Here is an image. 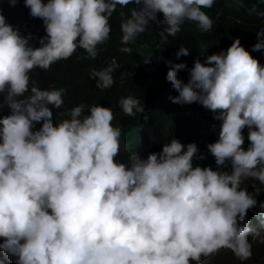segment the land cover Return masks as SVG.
Returning a JSON list of instances; mask_svg holds the SVG:
<instances>
[{"label": "clouds", "instance_id": "clouds-1", "mask_svg": "<svg viewBox=\"0 0 264 264\" xmlns=\"http://www.w3.org/2000/svg\"><path fill=\"white\" fill-rule=\"evenodd\" d=\"M213 1L0 0V250L6 257L15 264H201L220 248L245 261L254 253L250 236L264 243L247 219V212L264 210L263 4L252 7L250 31L203 54L202 62L191 59L186 82L175 74L182 61H163L177 92L169 99L211 112L200 126L206 136L180 142L163 132L139 137L135 150L126 132L138 127L133 115L144 113L138 98H120V108L99 98L80 102L82 87L114 82L119 65L115 57L106 63L111 53L104 51L112 41L116 47L110 21L118 6L126 7L119 28L127 45L154 26L161 40L195 22L210 30L214 20L205 9ZM18 11L32 16L26 26L16 20ZM11 16L14 23L6 20ZM185 51L176 45L171 56ZM73 60L95 66L65 87L35 81Z\"/></svg>", "mask_w": 264, "mask_h": 264}, {"label": "trees", "instance_id": "trees-1", "mask_svg": "<svg viewBox=\"0 0 264 264\" xmlns=\"http://www.w3.org/2000/svg\"><path fill=\"white\" fill-rule=\"evenodd\" d=\"M264 5V0H214L211 8L205 9L213 18V27L208 31H200L196 26L191 28L180 26L179 31L174 36L166 35L164 40L158 36L159 27L147 29L142 35H137L135 40L127 45L121 44V32L119 28L120 13L117 12L113 17L111 36L114 41L105 50L111 53L105 58L107 63L110 58L115 57L118 68L113 72V84L104 89L90 90L85 87L81 88L84 95L80 102L91 103L94 99L106 100L112 106H119V100L122 97L131 95L138 98L144 113H136L132 121H138V127L129 130L126 140L135 150H138L136 141L139 137L150 138L152 135L161 136L166 132L168 137H175L180 142L183 140H193L206 136V133L200 127L202 122L209 121L211 112L202 110V105L197 102L189 104L173 103L170 96L177 95L176 90L172 87L171 82L166 80L165 73L168 65L164 64V60L182 61L184 68L176 70L178 79L187 80L186 68L190 65V61L195 57L202 62V55L214 52L220 48H224L230 39L237 35H244L245 32L253 28V20L255 19V11H252L253 5L259 11ZM3 9L8 8V4H2ZM126 17L129 12H125ZM239 20V21H237ZM163 27V25H161ZM176 45L186 48L185 54L172 57L171 53ZM122 47H130L131 52H122ZM103 52V53H104ZM91 66L95 64L83 60H73L63 62L59 66L42 71L41 74L34 76L35 81L40 87H65L71 82V76L75 73L84 75ZM83 69V70H82ZM95 69V68H94ZM98 91L99 93H97ZM80 93V92H79ZM75 98L76 94H71ZM80 98V96H79ZM7 108H3L2 113H8ZM147 115V119L144 116ZM118 118H124L117 115ZM207 119V120H203ZM142 124L143 130H139ZM134 126V125H133ZM127 134V132H126ZM247 212V219L252 221L253 226L264 230V210L258 208L255 211ZM251 238V236H250ZM252 240V239H251ZM0 238V243H2ZM253 243V241H252ZM254 250V243H253ZM0 262L2 264H15V260L9 259L0 250Z\"/></svg>", "mask_w": 264, "mask_h": 264}, {"label": "rangeland", "instance_id": "rangeland-1", "mask_svg": "<svg viewBox=\"0 0 264 264\" xmlns=\"http://www.w3.org/2000/svg\"><path fill=\"white\" fill-rule=\"evenodd\" d=\"M255 228L259 231L260 237H264V230L258 227ZM251 239L254 243V253L250 259L240 261L237 257L231 256L232 252L230 250L224 251L223 248H220L214 254L205 258L202 257L204 259L201 260V264H264V243L260 242L259 238L253 239L251 236ZM190 264H194V262L190 261Z\"/></svg>", "mask_w": 264, "mask_h": 264}, {"label": "bare ground", "instance_id": "bare-ground-1", "mask_svg": "<svg viewBox=\"0 0 264 264\" xmlns=\"http://www.w3.org/2000/svg\"><path fill=\"white\" fill-rule=\"evenodd\" d=\"M24 7H26L25 5H18L17 6V8H24ZM117 8H120L119 6L117 7ZM119 10H121V11H123L124 9H119ZM16 17V20L18 21V22H20V25H27L29 22H30V18H32V16L31 15H28V16H30L29 18L28 17H25L26 15H23L22 13H20L19 11L16 13V15H15ZM35 18V17H34ZM119 19H121V16H120V18ZM9 23H11V20H12V22L14 23V19H13V16H11L10 18H8V19H6ZM111 23H113L112 21H110ZM109 22V23H110ZM244 43L245 44H250V43H252V41H244ZM264 63V62H263ZM83 70V69H82ZM55 111V110H54ZM212 115V114H211ZM203 120H207V119H203ZM207 124L208 123H206V122H203V125L204 126H207ZM202 125V126H203ZM218 128H219V123L218 124H215ZM202 128H204V127H202ZM211 128H213V126L211 127ZM204 154V153H203ZM208 164H210V168L213 166V164H215V162H211V161H206Z\"/></svg>", "mask_w": 264, "mask_h": 264}]
</instances>
